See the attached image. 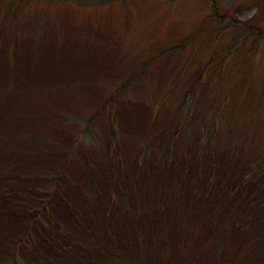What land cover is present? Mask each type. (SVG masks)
Returning <instances> with one entry per match:
<instances>
[{
    "label": "rangeland",
    "instance_id": "1",
    "mask_svg": "<svg viewBox=\"0 0 264 264\" xmlns=\"http://www.w3.org/2000/svg\"><path fill=\"white\" fill-rule=\"evenodd\" d=\"M263 226L264 0H0L1 261L264 264Z\"/></svg>",
    "mask_w": 264,
    "mask_h": 264
},
{
    "label": "trees",
    "instance_id": "2",
    "mask_svg": "<svg viewBox=\"0 0 264 264\" xmlns=\"http://www.w3.org/2000/svg\"><path fill=\"white\" fill-rule=\"evenodd\" d=\"M211 14H212V16H214V17H216V15H217V14H215V8L213 7V5H212V13H211ZM217 18H218V17H217ZM218 19H219V18H218ZM235 25H236V24H235L234 22H232V28L235 27ZM86 123H88V122L86 121ZM111 139H112V138H111ZM260 158H261V157H260ZM261 165H262V164H261ZM254 166L257 167V162L254 164ZM257 168H258V167H257ZM263 229H264V226H263ZM0 264H14V262H12V260L4 261V262L0 260Z\"/></svg>",
    "mask_w": 264,
    "mask_h": 264
},
{
    "label": "bare ground",
    "instance_id": "3",
    "mask_svg": "<svg viewBox=\"0 0 264 264\" xmlns=\"http://www.w3.org/2000/svg\"><path fill=\"white\" fill-rule=\"evenodd\" d=\"M59 104H61V102H59Z\"/></svg>",
    "mask_w": 264,
    "mask_h": 264
}]
</instances>
